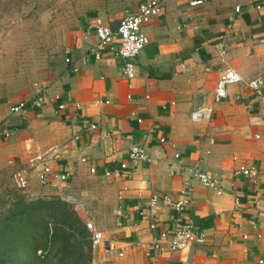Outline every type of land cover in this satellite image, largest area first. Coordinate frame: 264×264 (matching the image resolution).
<instances>
[{"label":"crops","instance_id":"obj_1","mask_svg":"<svg viewBox=\"0 0 264 264\" xmlns=\"http://www.w3.org/2000/svg\"><path fill=\"white\" fill-rule=\"evenodd\" d=\"M145 1L113 0L111 5H121L116 18L107 7L87 12L64 61L57 62L44 84L47 98L41 107L11 113L10 106L31 99L34 89L23 96L0 78V170L10 174L7 162L14 160L29 173V199L43 197L51 188L37 180L35 160L57 145L60 152L48 162L54 172L70 171L74 180L84 175L106 179L114 194L112 214L99 228L105 242L91 249L90 264L264 260V9L257 10L252 0H204L199 6L162 0V11L143 26L149 43L134 58L135 75L127 79L123 59L108 46H98L88 24L99 16L115 27L126 11ZM225 68L243 82L230 84L226 97L214 101L218 73ZM253 79L258 89L249 86ZM205 106L212 107L210 118L193 119L191 112ZM133 144L151 160L131 162ZM195 164L214 174L222 189L217 194L192 180L190 200L181 212L182 220L204 232L205 242L173 252L149 249L177 216L171 207H150V196L166 193L179 200L190 180L187 168ZM91 166L95 172L90 174ZM250 167L257 170L254 180L242 173Z\"/></svg>","mask_w":264,"mask_h":264},{"label":"rangeland","instance_id":"obj_2","mask_svg":"<svg viewBox=\"0 0 264 264\" xmlns=\"http://www.w3.org/2000/svg\"><path fill=\"white\" fill-rule=\"evenodd\" d=\"M112 1L0 0V78L9 83L11 91L23 96L34 82L46 84L57 62L64 61L66 48L77 38L88 11L107 7L116 18L113 14L121 5H111ZM73 176L62 184L49 185L51 190L38 198L58 197L80 220L78 226L90 220L103 229L109 222L108 214H112V188L107 189L105 178L84 175L74 180ZM29 198L26 190L13 187L9 171L0 170V215L19 199L35 200Z\"/></svg>","mask_w":264,"mask_h":264},{"label":"built area","instance_id":"obj_3","mask_svg":"<svg viewBox=\"0 0 264 264\" xmlns=\"http://www.w3.org/2000/svg\"><path fill=\"white\" fill-rule=\"evenodd\" d=\"M204 3V0H189V6H199ZM254 7L257 10L264 9V0H252ZM163 9L162 0H146L141 2L134 11H126L118 21L115 27L105 23L99 16H96L88 24V28L93 30L98 40V46H108L109 50L120 56L123 59L121 66L122 74L131 79L135 75L134 58L139 52L149 43V37L143 31L144 24L148 23L154 16L158 15ZM235 11H239V7H235ZM101 53L98 50L95 51L96 58H99ZM66 58L65 61H69ZM76 70V68H74ZM243 78L235 70L231 68H225L218 73V77L213 90V99L218 101L226 97V88L230 84L241 83ZM249 86L253 89H258L257 79L249 81ZM34 96L31 99H22L16 104L10 106L11 113H20L27 107H41L47 98V89L44 84L40 82H34L33 84ZM58 98V96H55ZM264 100V95H263ZM63 104H59V108H63ZM212 111L211 106H205L197 108L191 112V116L195 120H208ZM89 127L94 129L96 126L90 124ZM10 132H5L4 135L8 136ZM160 141H164L160 138ZM60 152V147L52 145L39 155L35 162L39 165V170L36 173V178L40 184H62L71 177L70 171L54 172L49 166L48 162L51 157L57 156ZM128 159L131 162L150 161L151 158L144 150V148L138 144H133L128 149ZM81 162L88 161L87 158H81ZM8 165L11 167L10 180L16 189L26 190L29 186L30 176L25 167L15 166L14 160H8ZM36 164H32L35 166ZM122 169L126 168V163L120 164ZM190 173V180L185 188L181 192V198L177 201H172L170 196L166 193H154L149 198V206L154 208L158 206L171 207L177 212V216L174 220V225L170 230H160L157 237H154L149 245V249L157 251L173 252L177 250H183L193 244H202L205 242V234L198 229L190 221L181 219V212L186 207L190 200V194L192 191V180H197L203 186L214 190L217 194L222 193L219 179L212 173L207 172L199 168L196 164L187 168ZM90 173L95 172V167L89 168ZM242 173L251 179H255L257 170L255 167L243 169ZM106 175L110 172L106 171ZM127 189L124 186L121 190ZM119 192V195L122 193ZM84 225L89 232L90 247L92 250L105 242L104 234L101 230L94 226V223L90 220H85ZM149 227L154 229L156 223H150ZM38 250L37 253H40ZM251 264H264L262 258H258Z\"/></svg>","mask_w":264,"mask_h":264},{"label":"trees","instance_id":"obj_4","mask_svg":"<svg viewBox=\"0 0 264 264\" xmlns=\"http://www.w3.org/2000/svg\"><path fill=\"white\" fill-rule=\"evenodd\" d=\"M79 222L58 197L19 199L0 215V264H90L89 232Z\"/></svg>","mask_w":264,"mask_h":264},{"label":"water","instance_id":"obj_5","mask_svg":"<svg viewBox=\"0 0 264 264\" xmlns=\"http://www.w3.org/2000/svg\"><path fill=\"white\" fill-rule=\"evenodd\" d=\"M262 119L264 120V116L262 117Z\"/></svg>","mask_w":264,"mask_h":264}]
</instances>
